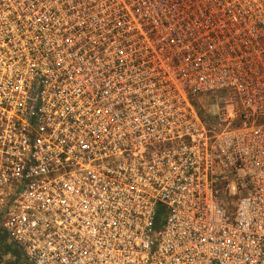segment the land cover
<instances>
[{
    "label": "built area",
    "instance_id": "obj_1",
    "mask_svg": "<svg viewBox=\"0 0 264 264\" xmlns=\"http://www.w3.org/2000/svg\"><path fill=\"white\" fill-rule=\"evenodd\" d=\"M0 233L24 264H264V0H0Z\"/></svg>",
    "mask_w": 264,
    "mask_h": 264
},
{
    "label": "trees",
    "instance_id": "obj_2",
    "mask_svg": "<svg viewBox=\"0 0 264 264\" xmlns=\"http://www.w3.org/2000/svg\"><path fill=\"white\" fill-rule=\"evenodd\" d=\"M0 236V263L24 264L20 250L14 247L1 233Z\"/></svg>",
    "mask_w": 264,
    "mask_h": 264
},
{
    "label": "rangeland",
    "instance_id": "obj_3",
    "mask_svg": "<svg viewBox=\"0 0 264 264\" xmlns=\"http://www.w3.org/2000/svg\"><path fill=\"white\" fill-rule=\"evenodd\" d=\"M211 110H212V112H214V111H215V109H214V108H211ZM0 238H1V236H0Z\"/></svg>",
    "mask_w": 264,
    "mask_h": 264
}]
</instances>
